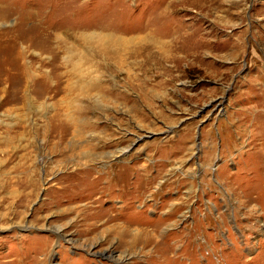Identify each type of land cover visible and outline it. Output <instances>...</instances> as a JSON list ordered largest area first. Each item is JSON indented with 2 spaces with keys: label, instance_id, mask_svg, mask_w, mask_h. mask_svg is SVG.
Listing matches in <instances>:
<instances>
[{
  "label": "rangeland",
  "instance_id": "374dc122",
  "mask_svg": "<svg viewBox=\"0 0 264 264\" xmlns=\"http://www.w3.org/2000/svg\"><path fill=\"white\" fill-rule=\"evenodd\" d=\"M0 80V264H264V0H0Z\"/></svg>",
  "mask_w": 264,
  "mask_h": 264
},
{
  "label": "bare ground",
  "instance_id": "6f19581e",
  "mask_svg": "<svg viewBox=\"0 0 264 264\" xmlns=\"http://www.w3.org/2000/svg\"><path fill=\"white\" fill-rule=\"evenodd\" d=\"M85 35V34H84ZM93 34H91L89 37L87 36V37H84V39H86V38H88L87 39V41L88 42H93L94 43V41L96 40L97 41V43H101L102 44V42L99 40L100 39V37L101 36H99V37H97V36H92ZM102 40V39H101ZM69 51V57H73V54H72V52H71V49L70 50H68ZM77 55V54H76ZM18 56V60H21V54H18L17 55ZM80 65V64H79ZM22 70H23V74H24V77H26L27 79H29V78H32V80H40V79H42V78H38L39 76L37 75V74H35L34 76H32V74L30 73V71H28V70H26V69H23L22 68ZM77 70V65H75V69H74V72H75V74H76V71ZM79 71V70H78ZM74 72H72V73H74ZM71 73V74H72ZM74 74V75H75ZM77 74H80V76H81V80L83 79V83L81 84V86H87V84H86V76H88V75H85V74H81L80 72H78ZM81 80H79V83L81 82ZM43 81L44 82H42V83H46V84H48V80H46V79H43ZM31 82L29 81L28 82V84H27V86H26V88H25V90H24V92H26V91H28L29 90V84H30ZM5 81H3V80H0V93H5V95H6V103L8 104V103H11V102H20V101H22L23 100V98H24V96H22V98H20V97H16V98H12V91H8V88L5 86ZM81 88H83V87H81ZM89 88V87H88ZM101 89V88H100ZM48 89H45V91H47ZM98 102V101H97ZM69 106H71V105H69ZM62 115H64V114H62ZM66 118L67 119H70V121L71 120H73V121H75L74 120V115L73 116H71V115H68V114H66ZM65 119V118H64ZM69 122V121H68ZM67 122V123H68ZM71 123H73L72 121L70 122V124ZM66 132H71V128L69 127V126H66ZM76 133V132H75ZM73 135V134H72ZM72 147V146H71ZM71 149V148H70ZM70 152H72V151H70Z\"/></svg>",
  "mask_w": 264,
  "mask_h": 264
},
{
  "label": "water",
  "instance_id": "95a60500",
  "mask_svg": "<svg viewBox=\"0 0 264 264\" xmlns=\"http://www.w3.org/2000/svg\"><path fill=\"white\" fill-rule=\"evenodd\" d=\"M224 101H227V99H225ZM206 111H207V107L204 108L203 113H206ZM206 122H207V120H205L200 126L202 127L203 124L206 123ZM201 127L199 128V132H200Z\"/></svg>",
  "mask_w": 264,
  "mask_h": 264
}]
</instances>
